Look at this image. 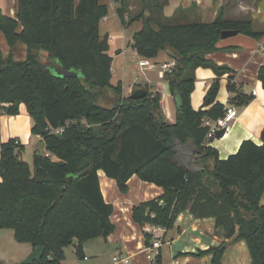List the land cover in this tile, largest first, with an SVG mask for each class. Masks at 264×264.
I'll list each match as a JSON object with an SVG mask.
<instances>
[{"label":"trees","instance_id":"1","mask_svg":"<svg viewBox=\"0 0 264 264\" xmlns=\"http://www.w3.org/2000/svg\"><path fill=\"white\" fill-rule=\"evenodd\" d=\"M119 1V19L127 25L126 0ZM16 2V17L0 12L6 44V51L0 44V117L17 115L24 103L33 120L32 134L40 135L46 152L34 151L31 168L23 157L21 140L2 143L0 229L12 228L19 242L45 247L41 260L32 264H62L65 248L75 240V252L84 257L87 240L114 232L110 219L114 205L104 198L100 169L123 193L128 192L127 182L134 174L163 188L161 196L133 207L137 223L169 229L185 210L196 218L214 217L225 238L246 242L251 264H264V129L261 144L245 139L237 152L224 159L210 145V126L204 123L224 114L226 105L216 100L220 77L233 71L207 55L219 49L225 29L255 39L264 30L256 31L250 19L224 20L222 12L209 23L177 22L156 29L153 4L143 0L144 11L136 17L142 18L143 27L134 33L133 47L143 58L153 59L162 50L173 52L177 65L164 75L178 103L176 121L171 122L163 111L160 91L148 84L134 86L131 93L138 88L148 93L132 98L131 93L124 95L122 81L112 83L114 58L108 54L109 36L100 29L109 14L106 3ZM22 47L25 56L17 58L15 52ZM53 62L84 76L59 75L52 70ZM199 66L211 67L217 78L202 107L194 109L191 95ZM258 78L264 87V65ZM232 79L231 74L228 102L244 108L251 96ZM109 91L117 99L108 106L101 97ZM152 239V234H146V246ZM224 252L221 245L199 251L213 254L211 264H221ZM148 264H162L161 251Z\"/></svg>","mask_w":264,"mask_h":264},{"label":"crops","instance_id":"2","mask_svg":"<svg viewBox=\"0 0 264 264\" xmlns=\"http://www.w3.org/2000/svg\"><path fill=\"white\" fill-rule=\"evenodd\" d=\"M112 1L120 2L119 0ZM102 2L108 5L110 13L111 8L109 7V3L106 1ZM120 7L121 4L117 8L116 14L118 19V9ZM165 7H167L168 15L176 16L178 14V17L186 20V22L200 21L209 23L216 18L219 12H222L224 20L250 19L253 21L256 31L264 30V0H168ZM16 10V0H0V12L14 18L17 15ZM109 17V14L104 17L102 19L103 22L108 23ZM120 24L122 23L120 22ZM127 25L122 24V26ZM101 34H108L109 36L110 49L108 54L114 58L112 63V83H116L117 81L115 82L114 80L117 77L116 68L114 67L116 57L110 53L112 43H114L116 54H124L125 42L122 43V46L117 43V39H124V37L120 34L111 33L109 30ZM227 47L232 48L228 49ZM218 48V50L210 52L207 58L218 65H227L233 71L227 72V74L220 77V90L216 100L226 106L230 104L228 101L232 93L229 91L227 84L231 74L233 82L238 85H244V89L251 96L249 104L244 106V108L238 107V115L229 124L224 136L218 137L215 135L212 138L210 145L219 151L221 158L225 159L229 154L237 152L240 144L245 139H251L257 144H261L262 142L261 131L264 129V87L261 85L258 74L259 67L264 65V35L261 38L255 39L245 34H236L226 39H221L218 42ZM133 50L136 53L134 47ZM195 70V90L191 95V103L194 109H199L203 105L204 96L211 82L217 78V74L211 67L199 66ZM146 84L151 89L161 92L163 111L168 120L175 122L178 103L176 102V98L171 94L166 79L163 76L160 77L158 73V80L151 81L149 79L146 81ZM123 88L125 89L124 84ZM22 106H25V104L21 103L19 105L20 111ZM19 116L20 112L17 115H1L0 141L7 142L10 138H16L21 140L25 145V150L27 145H33L34 151L37 150L45 153V145L44 151H40L38 148V141L44 144L43 140L37 135H33L36 139L34 142L31 138L33 120L27 108L26 114L21 117ZM98 171L100 187L102 188L104 198L106 202L114 205V212L110 219L116 228L109 236H101L95 239L100 240V238L104 237L108 243L116 245L119 252L118 256L124 255L129 257L128 263L120 261L123 264H148L144 248L146 247V234H150L149 229L152 223H144L142 225L137 223L132 218L133 207L161 196L163 188L154 183L145 182L134 174L127 182V186H129L128 192L123 193L117 186L116 181L108 177L104 170L100 169ZM261 198V204H264V195ZM215 221L214 217L196 218L189 210L182 211L177 216L174 225L169 229H165L164 243L160 248L162 264H211L213 254H200L199 251L207 250L216 245H221V248L225 249L221 264L251 263L250 250L246 242L244 240L235 241L234 236L230 239L225 238L222 232H218L216 229ZM96 244L100 245V241H96ZM91 248L92 245L87 240L83 246L85 259L87 258L85 251ZM32 249L33 246L20 255V260L22 257H26L27 253L31 252ZM118 256H114L113 260ZM66 260L64 259L62 264H65ZM0 262L10 264V262L2 259H0ZM12 264H18V262H13Z\"/></svg>","mask_w":264,"mask_h":264},{"label":"rangeland","instance_id":"3","mask_svg":"<svg viewBox=\"0 0 264 264\" xmlns=\"http://www.w3.org/2000/svg\"><path fill=\"white\" fill-rule=\"evenodd\" d=\"M109 3L110 17L109 22L104 23L101 20V33L109 30L111 33L120 34L124 37V39H117V43L122 46V43L125 42V52L124 54L118 55L115 52V44L112 43L111 55H115L116 62L114 63V67L116 68L115 82L121 81L125 86L124 95H129L134 86H145L146 81L149 79L151 81L158 80V70L162 62H170L173 58V52L171 50H162L159 55L153 58V62L158 64V70H141L139 67V61L141 60V56L137 55L133 50V35L135 32L140 30L143 27L142 18H136L144 11L143 0H126V11L127 17L126 22L127 26H122L117 16V8L120 6V2H114L109 0H102ZM153 4V25L154 28L158 29L160 25L163 24H176L177 22H186V20H182L176 16L168 15L166 4L168 0H151ZM161 6V7H160ZM132 18H135L131 20ZM131 20V21H130ZM129 22V23H128ZM0 44L5 48L6 44L4 43L3 34L0 32ZM15 56L17 58H23L25 56V48H20L15 52ZM42 59L48 61L46 56L43 54ZM56 62L52 64V70L56 72ZM121 74H120V73ZM132 85V86H131ZM149 87V86H148ZM150 88V87H149ZM117 99V95L112 91L106 92L105 95L101 97V102L105 105H110L114 100ZM26 114L25 106L21 107L20 116ZM2 116H9L4 113ZM31 138L33 142L36 140L33 134L31 133ZM38 148L40 151H44V144L38 141ZM33 154H34V146L27 145L25 152L23 153V157L29 163L30 167L33 168ZM96 241H100V245L96 244ZM75 244L76 240L66 247L65 251L67 256L65 257V264H123L120 261L116 262L113 260L114 256H118L119 252L117 251V246L111 243H108L104 237L100 238V240H96L95 238L89 240V244L92 245L90 250L85 251V255L87 258L80 257L75 252ZM29 248H32V244L28 241H18L14 237V231L12 228L4 227L0 229V259L6 260L12 264L13 262H18V264L25 257H22L20 260V255L26 252ZM30 252V251H29ZM28 254V253H27ZM27 256V255H26Z\"/></svg>","mask_w":264,"mask_h":264},{"label":"built area","instance_id":"4","mask_svg":"<svg viewBox=\"0 0 264 264\" xmlns=\"http://www.w3.org/2000/svg\"><path fill=\"white\" fill-rule=\"evenodd\" d=\"M177 65V60L173 58L170 62H162L159 70H158V64L156 62H153V59L148 57H141V60L139 61V67L141 70H158L160 77H164L166 72H171ZM113 73V72H112ZM4 105H8L7 103H4ZM238 107L232 104H228L226 106L225 112L223 115L217 118V120H205L204 123L208 126H210V131L208 132V138L212 139L215 137V131L218 129H227L229 124L234 121L238 115ZM61 129H57L56 132L60 133ZM40 137V135H37ZM41 138V137H40ZM2 141H0V153L2 151ZM161 204L163 201L160 202ZM153 216V215H152ZM164 227L151 224L149 233L153 235V239L149 246H146L144 250L146 251V258L148 262H151L155 259V257L160 253V248L162 244L164 243ZM114 260L116 262L123 261L125 263L129 262V257H126L124 255H120L118 257H115Z\"/></svg>","mask_w":264,"mask_h":264},{"label":"water","instance_id":"5","mask_svg":"<svg viewBox=\"0 0 264 264\" xmlns=\"http://www.w3.org/2000/svg\"><path fill=\"white\" fill-rule=\"evenodd\" d=\"M238 34L237 30H233V29H225L222 34H221V38L222 39H226L227 37H231ZM56 72L59 75H67V76H75V77H81L84 76V74H82V72L79 71H75V70H66L63 69L61 67V65L57 64L56 65ZM148 90L144 89V88H138L135 91H133L130 96L132 98H143L147 95ZM226 133V129H218L215 131V135H217L218 137H222L224 136V134ZM105 236V235H104ZM44 250L45 247L43 245H37L35 247H33L32 251L28 253V255L21 260V262L19 264H32L33 262H37L40 261L42 256L44 255ZM251 264V263H249Z\"/></svg>","mask_w":264,"mask_h":264}]
</instances>
